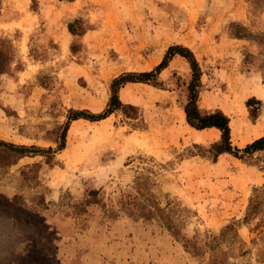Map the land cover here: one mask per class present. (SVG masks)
<instances>
[{
    "label": "rangeland",
    "instance_id": "obj_1",
    "mask_svg": "<svg viewBox=\"0 0 264 264\" xmlns=\"http://www.w3.org/2000/svg\"><path fill=\"white\" fill-rule=\"evenodd\" d=\"M57 1L1 0L13 60L0 140L53 155L0 167V264H264V152L202 156L219 137L185 121L182 58L160 88L120 90L126 115L70 122L57 151L70 110L102 112L114 78L151 71L172 45L194 53L199 107L229 117L233 146L264 136V102L247 97L264 83V0Z\"/></svg>",
    "mask_w": 264,
    "mask_h": 264
},
{
    "label": "trees",
    "instance_id": "obj_2",
    "mask_svg": "<svg viewBox=\"0 0 264 264\" xmlns=\"http://www.w3.org/2000/svg\"><path fill=\"white\" fill-rule=\"evenodd\" d=\"M69 31L74 34V31H72L70 26ZM7 49L8 46L2 42L0 44V75L6 73L11 61L13 60L12 54L8 52ZM175 57L182 58L190 70V80L187 85V99L186 103L181 106L187 125L197 131L214 128L218 130L220 134L219 139L213 142L209 148L205 150L208 156L205 154L202 156L211 159L212 162H216L221 155L228 154L232 155L238 160L247 162V160L251 159L255 153L264 152V136L255 139L249 144H246L241 149L233 146L231 142L229 117L220 110L207 112L199 107L198 102L201 89L202 71L194 53L189 48L182 45H172L168 47L160 63L157 64L151 71L123 73L120 76L114 78L110 83V98L102 112L93 114L87 111L70 110L68 120L62 127V131L59 136L57 151H61L65 148V138L70 122L76 121L78 119H84L90 122H98L107 119L114 112L122 111L123 114L126 115V110H134L133 106L125 105L121 102L119 99L120 90L127 84H146L155 88H160L162 86V82L159 79V75L168 67L169 63ZM253 101L255 100H248L246 103L247 107H249L250 103ZM255 103L259 102L256 101ZM52 152L53 151L51 148L43 149L35 148L33 146L26 147L14 145L12 143L0 140V167H9L15 165L22 158L35 156L45 157L47 159V163H49L51 159L48 157V155H53ZM96 194V192H91L90 195L94 196ZM142 203L135 204L134 202H129L126 204L133 206L139 205V210L141 212H139L137 215L141 218L150 217L153 212H151V210L144 212L146 206L144 202ZM158 211L162 210L158 209Z\"/></svg>",
    "mask_w": 264,
    "mask_h": 264
},
{
    "label": "crops",
    "instance_id": "obj_3",
    "mask_svg": "<svg viewBox=\"0 0 264 264\" xmlns=\"http://www.w3.org/2000/svg\"><path fill=\"white\" fill-rule=\"evenodd\" d=\"M16 1L24 2L25 0H16ZM57 2H58L59 5L60 4L61 5L64 4V1L63 0L62 1H57ZM9 21H10V18L8 16H6L5 18H3V19L0 20V24H9ZM51 29H52L51 34L59 35V36H61L62 39H66V38L68 39V36H67V34L65 33L64 30H62V29H60L58 27L55 28V29H53V27H52ZM57 30H58V32H57ZM0 34H2L1 28H0ZM180 59L181 58H179V57H175L173 59V61L177 62ZM167 69H165L164 71H166ZM164 71L162 73H164ZM162 73H161V75H162ZM258 81H259L258 78H256V76H254L253 77V80H251V83H253V85L250 86L251 88H249L250 91H249V94H248L247 97H254L257 100H260V101L264 102V83L261 82V81H259V82ZM189 129L194 130V129L190 128V127H189ZM194 131H196V133H199L200 135H203V133H205L207 135H211V136H213V138L215 140L218 139V137H219L218 130H216L214 128L205 129V130H202V131H197V130H194Z\"/></svg>",
    "mask_w": 264,
    "mask_h": 264
}]
</instances>
